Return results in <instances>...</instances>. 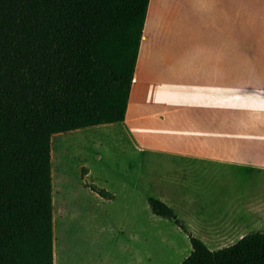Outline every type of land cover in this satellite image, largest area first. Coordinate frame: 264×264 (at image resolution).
Segmentation results:
<instances>
[{"label":"crops","instance_id":"crops-1","mask_svg":"<svg viewBox=\"0 0 264 264\" xmlns=\"http://www.w3.org/2000/svg\"><path fill=\"white\" fill-rule=\"evenodd\" d=\"M156 8L154 35L194 36L193 48L162 51L160 72L136 60L124 119L60 140L56 183L50 140L53 264H179L188 236L149 197L211 251L264 229V0H178L161 21ZM83 167L112 199L83 186ZM92 223L105 235L92 240Z\"/></svg>","mask_w":264,"mask_h":264},{"label":"trees","instance_id":"trees-1","mask_svg":"<svg viewBox=\"0 0 264 264\" xmlns=\"http://www.w3.org/2000/svg\"><path fill=\"white\" fill-rule=\"evenodd\" d=\"M148 3L0 0V264H53L51 137L124 119ZM86 173L83 186L114 197ZM148 204L187 234L179 264H264V229L211 251L166 203Z\"/></svg>","mask_w":264,"mask_h":264},{"label":"rangeland","instance_id":"rangeland-1","mask_svg":"<svg viewBox=\"0 0 264 264\" xmlns=\"http://www.w3.org/2000/svg\"><path fill=\"white\" fill-rule=\"evenodd\" d=\"M178 0H150L148 11H147V17H146V22L144 26V31H143V36H145V41H143V44L140 46V49L142 51L139 52L141 56H139V59L137 61L138 66L137 67V72H141L144 67L147 69V71L150 73L152 70L155 69L156 72H160L162 64L159 62V60H156L157 56L161 53L162 51L165 53L166 51L169 53L173 52H179L181 53L185 48H193V42L195 41L193 39L194 36H182L181 35V29H180V35L181 36H159L157 33L158 28L155 29V33L158 36L154 35V4L157 5V10L159 11L158 14L160 13L162 16L156 17V21H161L160 18L164 17L165 18V13H166V5L169 7L173 3H176ZM187 1V0H185ZM195 3H199V0H194ZM190 4V0H188ZM246 2V0H244ZM240 14V26H243V29H245V13L246 10L245 8H241L239 10ZM142 52V53H141ZM152 59H154V64L152 63ZM179 66H181L178 63ZM166 67H164L162 70L164 71ZM136 82V78L134 79V83ZM149 83V82H148ZM104 126L106 125H98L95 127H84L80 129H75L71 131H66V132H61V133H56L52 135L51 137V142H52V149H53V154H52V164H53V175L55 176L56 170V162L58 160V144L60 140H64L66 146L68 147H73L76 144L82 143V139H80V136H90L93 134V131L95 129H103L105 128ZM54 182H57L56 176ZM171 221V220H170ZM53 222L55 223V233H56V239H58V229H59V222L54 215ZM103 222V219H102ZM174 223V222H173ZM175 224V223H174ZM176 225V224H175ZM101 230L99 227L95 224L92 223L91 229L88 233L92 234V237H94L92 240L95 239V236L97 237V234H99ZM105 235L104 232H101V236ZM58 241V240H57Z\"/></svg>","mask_w":264,"mask_h":264},{"label":"bare ground","instance_id":"bare-ground-1","mask_svg":"<svg viewBox=\"0 0 264 264\" xmlns=\"http://www.w3.org/2000/svg\"><path fill=\"white\" fill-rule=\"evenodd\" d=\"M143 40L145 41V36H144V38H143ZM140 51H142L141 49H140ZM142 53V52H141ZM139 56H141L140 54H139ZM138 60V59H137ZM137 66H138V64H137ZM62 134V133H61ZM52 154H53V149H52Z\"/></svg>","mask_w":264,"mask_h":264}]
</instances>
